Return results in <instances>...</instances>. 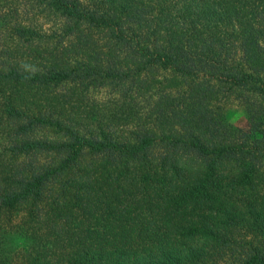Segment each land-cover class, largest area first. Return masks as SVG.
Masks as SVG:
<instances>
[{"label":"trees","instance_id":"trees-1","mask_svg":"<svg viewBox=\"0 0 264 264\" xmlns=\"http://www.w3.org/2000/svg\"><path fill=\"white\" fill-rule=\"evenodd\" d=\"M0 264H264V0H0Z\"/></svg>","mask_w":264,"mask_h":264},{"label":"rangeland","instance_id":"rangeland-1","mask_svg":"<svg viewBox=\"0 0 264 264\" xmlns=\"http://www.w3.org/2000/svg\"><path fill=\"white\" fill-rule=\"evenodd\" d=\"M230 120L232 121L233 124H235L236 126H241L244 127L245 126V119H244V115L242 114V112L239 109H235L231 115H230Z\"/></svg>","mask_w":264,"mask_h":264}]
</instances>
